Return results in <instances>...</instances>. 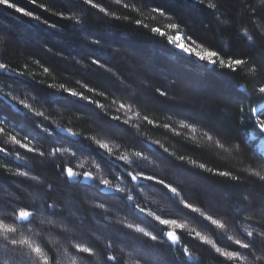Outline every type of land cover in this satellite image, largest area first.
<instances>
[{
  "label": "clouds",
  "instance_id": "1",
  "mask_svg": "<svg viewBox=\"0 0 264 264\" xmlns=\"http://www.w3.org/2000/svg\"><path fill=\"white\" fill-rule=\"evenodd\" d=\"M63 3L62 10L54 11L49 4L44 13L59 16L66 25L41 15L32 19L67 39L83 41L80 55L56 51L37 35L16 33L0 21V101L29 117L36 128L35 133L26 132L0 116V150L7 149L6 155L19 161L17 166L0 159V226H6L0 227V264H216L214 249L194 238L196 232L218 240L219 246L246 245L247 251L236 249L242 259L232 264H264V156L220 122L208 126L150 107L159 95L209 115L229 116L228 104L194 93L186 83L158 72L119 40L99 38L88 31L91 25H100L120 35L115 23L119 21L142 27L146 35L162 37L176 55L207 62L169 38L187 35L188 23L151 0ZM238 3L236 17L224 15L217 21L235 27L242 36L243 47L226 55L243 61L235 72L248 100L264 102L251 94L252 88L264 85V0ZM46 4L48 0H41L40 7ZM210 40H202L200 47L210 46ZM9 47L20 50L18 61L6 55ZM214 51L225 54L222 49ZM108 54L117 57V62L112 63ZM48 56L58 57L60 67L47 63ZM156 81L174 85L175 93L162 91ZM32 82L50 90L49 97L25 86ZM66 98H76L107 121L119 122L129 136L114 134L92 116L60 103ZM40 135L49 142L41 143ZM25 145L38 155L21 152ZM49 167L56 170L50 179L37 174V169ZM68 167L75 177L67 176ZM189 169L196 171L186 174ZM218 171L229 176L217 175ZM85 172L95 177L88 179L92 184L77 182L85 178ZM200 174L225 178L231 198L201 183ZM186 204L200 212L194 213ZM22 210L28 215L21 216ZM204 215L221 220L224 228L210 226ZM164 221L185 225L176 229L180 243L169 241L168 233L175 225ZM21 240L29 243L21 244ZM184 246L196 259L182 255Z\"/></svg>",
  "mask_w": 264,
  "mask_h": 264
},
{
  "label": "trees",
  "instance_id": "2",
  "mask_svg": "<svg viewBox=\"0 0 264 264\" xmlns=\"http://www.w3.org/2000/svg\"><path fill=\"white\" fill-rule=\"evenodd\" d=\"M10 2L33 12L34 15H41L42 19L47 18L50 22L52 21L62 26L67 24V21L60 20L59 16L55 18L48 16L53 14L51 12L47 14L44 13L49 4L54 11L56 9L62 10L65 8L63 0H48V4L45 5V8L40 7L41 0H37V4L31 3V0H10ZM151 3L158 8L164 9L166 12L179 16L182 23H188V27L185 29L187 35L184 36V39L190 46L200 47L202 40L211 37L210 46L205 48L213 51L222 49L225 54L218 55V59H229L226 54L235 52L244 45L243 38L236 34L235 27H224L218 23V13H215L207 6L208 0H205L203 4L200 0H151ZM220 9L225 15L236 17L240 12V5L238 0H220ZM243 16L246 18L247 13H244ZM223 18L224 16L221 17V19ZM0 21L9 24L16 33L37 35L56 51H64L65 53L71 51L73 54L77 55H80L83 51V41L79 39H67L61 36L56 30H49L47 26L42 25L40 21L23 16V14L16 12L15 9L9 8L6 5H0ZM115 23L118 26L117 32H119L120 35H112L105 31L100 25H91L88 31L99 38L119 40L120 43L130 46L133 50L140 53L158 72L168 75L169 78H174L186 83L194 93L228 104L229 116L223 113L209 115L198 107L175 103L159 95L155 102H150V107L154 110L176 114L185 119L202 122L208 126H215L217 122H220L234 135L247 139V142L252 145L249 137L256 135V130L253 128L252 122L248 121L247 125H244L241 123L240 119H237L238 110L243 109L246 111L249 100L247 94L241 90L240 78L238 73L235 72L237 70L236 68L229 69L226 66H221L219 63L220 67H218L217 65L208 64L207 62H198L194 57L185 58L176 55L172 47H170L167 41L162 37L146 35V30L142 27L125 26L119 21ZM169 35H171V33H169ZM187 36H191L192 40L187 39ZM193 41H195V43H193ZM19 51L20 50L16 47H9L6 55L18 61ZM97 51L100 54H105L101 50ZM108 55L112 63L117 62V57L111 56L110 54ZM173 56L175 57L174 60L171 59ZM46 62L60 67L59 58L56 56H48ZM19 83L23 84L24 82L19 81ZM242 83L244 87H247V81H242ZM156 85L161 88L162 91L175 93V86L165 81H156ZM25 86L31 88L45 99L49 97L50 90L45 86L36 85L35 82L26 84ZM60 103L67 104L74 110L83 111L92 116L93 119L109 127L114 134L129 136L124 126H118L119 122L107 121L103 114L94 111L93 108L76 98H66L60 101ZM263 104L264 102L256 101L252 103L251 106L257 108ZM0 116L5 117L14 125L23 128L26 132H36L35 124L29 117L21 115L3 101H0ZM37 134L39 135V133ZM40 142L47 144L49 141L46 136L40 135ZM254 148L257 153H260L257 148V140ZM20 151L24 152L25 150L20 149ZM0 159H3V161L9 165H19V161H13L2 153H0ZM36 171L37 174L44 175L45 178L49 179L56 175V170L51 167L37 169ZM195 171L194 169H189L186 174L191 175ZM0 174H3L2 170H0ZM5 178L8 177L5 176ZM82 178L83 177L78 178L77 182L79 184L93 183L91 180H89V182H83ZM198 178L201 183L220 191L226 198H231L232 191L229 188V182H227L225 178L212 174H200ZM221 246L227 245L222 243ZM235 248L236 246H232L229 250H234ZM221 261L225 262V264H232L231 261H227L223 257H217L216 264H219ZM209 264H212V261H209Z\"/></svg>",
  "mask_w": 264,
  "mask_h": 264
},
{
  "label": "snow or ice",
  "instance_id": "3",
  "mask_svg": "<svg viewBox=\"0 0 264 264\" xmlns=\"http://www.w3.org/2000/svg\"><path fill=\"white\" fill-rule=\"evenodd\" d=\"M200 2L203 4L205 3V0H200ZM31 3L37 4V0H31ZM0 5H6L9 8L15 9L16 12L23 14V16H27L30 18H34L35 15L33 12L28 11L22 7L17 6L15 3L10 2V0H0ZM207 6L212 9L215 13H218V19H221L225 15L224 12L221 11L220 9V0H208ZM159 11V10H158ZM169 27L171 28H176V25H170ZM153 31L159 32L160 35H165L163 31H161L159 28H154ZM2 35V34H0ZM170 39L173 40L174 43H176L179 47L183 48L185 51L194 53L195 55L199 56L202 60H205L209 63L212 64H217L219 63L221 66H226L229 69L233 68H238L241 64H243L242 60L238 59H218V54L217 52L213 50H209L208 48H202V47H195V46H190L189 44L185 43V39L182 36H176V37H169ZM249 85L247 84L248 88ZM75 94V93H73ZM251 94L258 95L261 99H264V85H257L256 87L251 89ZM256 102L255 100H249V105L247 106L246 111L241 109L238 110L237 113V119L241 120V123L244 125H247L248 121L252 122L253 128L256 130V135H252L249 137V139L252 142L253 147H255V142L257 138H264V108L258 109L256 107H252L251 104ZM242 118V119H241ZM182 127H191L190 125H185L182 124ZM2 131V130H0ZM192 131L195 132V129L192 128ZM12 140L16 141L17 137L13 136L11 138ZM103 147L107 148L108 151H111V147L109 145H103ZM21 149L27 151L30 155L37 156L38 153L29 145L23 146ZM3 154H7V149H2L0 150ZM55 154V151L53 150V155ZM260 155L264 156V147H262L261 152L259 153ZM193 164H196L195 161H192ZM199 167H205L203 164H199ZM67 176L69 178H73L76 176L75 171L71 168L68 167L65 169ZM217 175L228 177L229 173L228 172H217ZM84 177L86 179H95L92 173L85 172ZM150 182H155L150 180ZM104 184H107L108 181H103ZM174 191V189H173ZM186 207L191 209L194 213L200 212L199 209L193 208L192 205L186 204ZM21 216H26L28 215L27 212L21 211ZM205 221L210 225V226H217L219 228H224V224L221 220H218L210 215H204ZM164 223H172L175 225L172 231L168 233V238L169 241L172 244H178L181 242V237L179 236L178 232L176 229H183L185 225L179 224L175 221H164ZM0 227H6V226H0ZM137 231H142V229H137ZM150 235V234H146ZM152 239H155V237H151ZM198 238L199 241L207 248L211 247L214 249L216 257H223L227 261H233L236 259H242L236 251L237 248H243L245 251H247V246L242 245L240 242H237L235 245L229 244L227 246H219V241L217 240L216 242H213L212 240L209 239L207 235L202 234L201 232H196L195 237ZM21 244L29 243L27 240H21ZM31 246V245H30ZM236 246L234 250H229L230 247ZM37 251L42 257L43 254L39 252V249H34ZM182 255L187 256L189 259H196V257H193L192 253L189 251L187 246L183 247ZM215 264V262H213Z\"/></svg>",
  "mask_w": 264,
  "mask_h": 264
},
{
  "label": "rangeland",
  "instance_id": "4",
  "mask_svg": "<svg viewBox=\"0 0 264 264\" xmlns=\"http://www.w3.org/2000/svg\"><path fill=\"white\" fill-rule=\"evenodd\" d=\"M185 43H187V42H185ZM257 108H258V109H262V108H264V104L261 105V106H259V107H257ZM263 139H264V138H263ZM262 147H264V140H262V139H257V148H258L259 152H261ZM83 179H84V178H82V181H83ZM77 180H78V179H77ZM83 182H84V181H83ZM86 182H89V180L86 179Z\"/></svg>",
  "mask_w": 264,
  "mask_h": 264
},
{
  "label": "water",
  "instance_id": "5",
  "mask_svg": "<svg viewBox=\"0 0 264 264\" xmlns=\"http://www.w3.org/2000/svg\"><path fill=\"white\" fill-rule=\"evenodd\" d=\"M262 140H264V139H262ZM83 181L86 182V178H84Z\"/></svg>",
  "mask_w": 264,
  "mask_h": 264
}]
</instances>
